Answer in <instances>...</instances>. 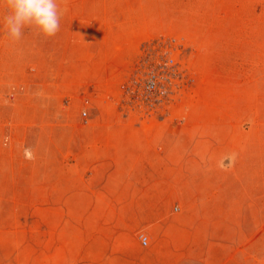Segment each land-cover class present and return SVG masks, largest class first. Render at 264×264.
<instances>
[{
    "label": "rangeland",
    "instance_id": "374dc122",
    "mask_svg": "<svg viewBox=\"0 0 264 264\" xmlns=\"http://www.w3.org/2000/svg\"><path fill=\"white\" fill-rule=\"evenodd\" d=\"M60 6L55 36L13 41L0 4V264H264V0ZM167 60L182 87L147 112L125 86ZM71 145H174L164 224L115 228Z\"/></svg>",
    "mask_w": 264,
    "mask_h": 264
},
{
    "label": "crops",
    "instance_id": "0c3cea01",
    "mask_svg": "<svg viewBox=\"0 0 264 264\" xmlns=\"http://www.w3.org/2000/svg\"><path fill=\"white\" fill-rule=\"evenodd\" d=\"M71 146L77 147L74 153L77 182H86L81 188H85L87 198L96 199V207L103 210L110 206L109 221L115 228L139 230L164 224L176 190L174 145ZM192 176L188 161L183 165L182 186L183 195L188 198H191ZM228 181L226 189L233 196L232 182L236 180ZM199 211H203L201 207ZM208 212L205 208L202 213Z\"/></svg>",
    "mask_w": 264,
    "mask_h": 264
},
{
    "label": "built area",
    "instance_id": "2783aa9c",
    "mask_svg": "<svg viewBox=\"0 0 264 264\" xmlns=\"http://www.w3.org/2000/svg\"><path fill=\"white\" fill-rule=\"evenodd\" d=\"M181 64L173 60L159 64L146 73L127 82L125 94L136 106L147 112H156L169 107L177 97L183 84L184 74ZM182 69V70H181ZM87 104L89 101L87 100ZM87 115V111H84ZM179 210V207L176 208ZM141 242L147 246L148 236L142 234Z\"/></svg>",
    "mask_w": 264,
    "mask_h": 264
},
{
    "label": "clouds",
    "instance_id": "9594fccd",
    "mask_svg": "<svg viewBox=\"0 0 264 264\" xmlns=\"http://www.w3.org/2000/svg\"><path fill=\"white\" fill-rule=\"evenodd\" d=\"M61 0H0L6 6L3 17L5 34L13 41L23 36V28L30 27L37 34L53 37L60 30V20L66 8Z\"/></svg>",
    "mask_w": 264,
    "mask_h": 264
}]
</instances>
